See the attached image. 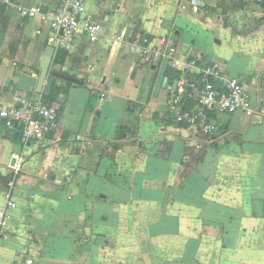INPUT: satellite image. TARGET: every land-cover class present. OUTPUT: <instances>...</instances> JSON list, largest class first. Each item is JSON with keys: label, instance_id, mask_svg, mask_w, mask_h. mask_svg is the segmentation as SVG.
<instances>
[{"label": "crops", "instance_id": "0c3cea01", "mask_svg": "<svg viewBox=\"0 0 264 264\" xmlns=\"http://www.w3.org/2000/svg\"><path fill=\"white\" fill-rule=\"evenodd\" d=\"M84 1L104 30H80L59 61L55 50L50 103L37 87L53 32L20 8L62 0H0V107L60 113L47 146L0 118V264H264V3ZM118 36L167 38L176 56L221 65L251 113H213L214 136L167 121L169 60Z\"/></svg>", "mask_w": 264, "mask_h": 264}, {"label": "built area", "instance_id": "2783aa9c", "mask_svg": "<svg viewBox=\"0 0 264 264\" xmlns=\"http://www.w3.org/2000/svg\"><path fill=\"white\" fill-rule=\"evenodd\" d=\"M243 1L257 5L264 3V0ZM86 11L84 0H62L57 10L20 8V15L25 19L40 17L48 22L53 32L49 46L56 51H70L80 30H84L92 41H97L104 30L101 24L86 18ZM115 41L127 44L131 52H137L147 60L156 63L169 60L175 77L168 82L167 121L197 126L204 134L214 136L218 127L214 124L213 113H251L250 95L244 84L231 78L221 65L204 63L195 57H178L167 38L150 40L146 36H118ZM188 100L195 102V110L184 108ZM0 118L9 128L17 129L27 145L43 142L47 146L54 143V139L60 140L59 109L46 105L42 100L26 102L23 107L11 109L0 107ZM52 136L54 139L50 140Z\"/></svg>", "mask_w": 264, "mask_h": 264}, {"label": "water", "instance_id": "95a60500", "mask_svg": "<svg viewBox=\"0 0 264 264\" xmlns=\"http://www.w3.org/2000/svg\"><path fill=\"white\" fill-rule=\"evenodd\" d=\"M55 55V48L52 46H49L46 50V56L43 59L42 65H41V75L38 82L37 92L42 93L43 90H45V94L47 96L51 95L52 88H53V80H47V77L49 75L50 68L53 63V58ZM46 83V87H45ZM45 88V89H44ZM37 117V114L35 115V118Z\"/></svg>", "mask_w": 264, "mask_h": 264}, {"label": "trees", "instance_id": "16d2710c", "mask_svg": "<svg viewBox=\"0 0 264 264\" xmlns=\"http://www.w3.org/2000/svg\"><path fill=\"white\" fill-rule=\"evenodd\" d=\"M61 55H62V53H61L60 51H58L57 56H56V61H59V60H60ZM59 92H60V90L57 89V88H55V89L52 91L51 95H50L49 97H46V100H47L48 102H50V103H53L54 100L56 99V97L58 96ZM184 125H186V124H184Z\"/></svg>", "mask_w": 264, "mask_h": 264}]
</instances>
